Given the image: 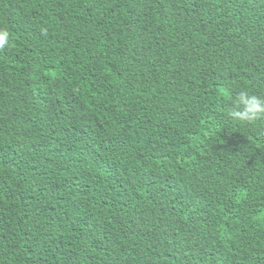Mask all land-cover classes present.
Masks as SVG:
<instances>
[{
    "label": "trees",
    "instance_id": "obj_1",
    "mask_svg": "<svg viewBox=\"0 0 264 264\" xmlns=\"http://www.w3.org/2000/svg\"><path fill=\"white\" fill-rule=\"evenodd\" d=\"M0 264H264V0H0Z\"/></svg>",
    "mask_w": 264,
    "mask_h": 264
},
{
    "label": "clouds",
    "instance_id": "obj_2",
    "mask_svg": "<svg viewBox=\"0 0 264 264\" xmlns=\"http://www.w3.org/2000/svg\"><path fill=\"white\" fill-rule=\"evenodd\" d=\"M11 33L0 28V49L10 45ZM227 117L246 124L264 122V97L254 94L248 88H241L231 100V106L226 110Z\"/></svg>",
    "mask_w": 264,
    "mask_h": 264
}]
</instances>
